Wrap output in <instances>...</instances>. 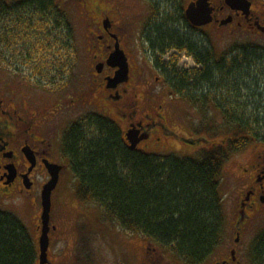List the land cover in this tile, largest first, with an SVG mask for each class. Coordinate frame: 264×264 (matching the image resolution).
<instances>
[{
    "label": "trees",
    "instance_id": "16d2710c",
    "mask_svg": "<svg viewBox=\"0 0 264 264\" xmlns=\"http://www.w3.org/2000/svg\"><path fill=\"white\" fill-rule=\"evenodd\" d=\"M60 2L19 0L5 18L20 20L21 36L14 39L28 45L22 62L35 63L28 70L31 76L44 69L59 74L69 67L70 54L60 56H67L64 64L57 61V54L51 53L56 59L42 57L50 48L60 52L72 48V25ZM158 32L164 44L168 39L181 41L178 33L166 27ZM199 43L191 50L199 67L178 71L173 61L171 80L177 93L196 105L204 118L210 116L211 103L232 116L227 123L214 117L197 124L201 140L205 134L227 133L237 140L204 149L197 158L148 154L125 144L117 122L90 112L70 124L63 143L78 201L95 203L123 229L145 235L190 264L204 263L222 241L225 164L251 143L264 144V94H255V85L264 83V51L234 45L219 57L216 50ZM242 134H254L257 139ZM252 251L253 263L264 264V231ZM38 255L39 248L24 222L0 209V264H36Z\"/></svg>",
    "mask_w": 264,
    "mask_h": 264
},
{
    "label": "flooded vegetation",
    "instance_id": "af4514ba",
    "mask_svg": "<svg viewBox=\"0 0 264 264\" xmlns=\"http://www.w3.org/2000/svg\"><path fill=\"white\" fill-rule=\"evenodd\" d=\"M198 1H79L80 15L88 21L87 32L92 40L88 51L93 60L91 69L95 77L92 80L94 95L90 94L89 100H86V96L71 99L66 105H61L57 112L45 114L47 108L41 107L38 110V105L37 108L30 106L24 91L19 88L18 82L21 81L16 80L21 76V70L15 63L19 52L11 48L15 43V36L17 40L21 36V23L20 20L5 18L19 0H0V67H5L0 69V202L26 194L36 203L41 198L43 186L51 180L48 168L50 165L62 167L56 189L64 173L70 170V161L63 149L65 132L69 126L64 130L54 126L63 107L88 103L110 116H116L126 124V131L123 130L125 144L130 146L127 131L135 130L139 137L144 138L135 149L146 152L151 144L156 147L162 145V134L163 137L171 134L161 112L164 110V101H168L169 96L159 98L156 108L141 114L140 106L144 95L140 88L144 89L143 93L151 92L154 77L161 85V91L155 95L168 93L170 97H174V101L181 100V95L175 93L177 85L171 80L172 62L176 61L178 67V60L184 55L194 60L199 67L194 51H191L199 43V33V44L206 49L215 50V42L218 41L221 44L250 46L264 51V0H207L212 21L206 26L196 27L188 19L186 11ZM165 27L178 33L181 41L172 42L168 39L167 43H162L158 30ZM117 50L125 56L128 66V74L120 82L116 80L120 66L117 62L109 64V58ZM11 70L13 79L8 74ZM18 98L22 99L20 103ZM150 107L154 105L149 102L147 109ZM209 107L210 116L204 118L198 107L192 105L193 113L197 116V120L193 122L199 124L216 117L220 122L227 123L229 119H233L224 108H214L212 103ZM241 137L257 139L254 134H242ZM237 138L227 133L223 135V145L228 146L231 140ZM142 144L144 148H140ZM260 144H250L256 148L251 154L250 151H241L239 154L248 156L250 160L247 167L243 166L241 177L243 189L236 213L238 231L243 230L253 216L264 210V146ZM241 215L243 219L239 221ZM52 219L53 215L50 238L57 228L52 224ZM37 228L42 231L41 217ZM238 234L237 242L240 240V233ZM155 259L153 264H157L160 256L157 254ZM216 264H238V260L225 258Z\"/></svg>",
    "mask_w": 264,
    "mask_h": 264
},
{
    "label": "rangeland",
    "instance_id": "374dc122",
    "mask_svg": "<svg viewBox=\"0 0 264 264\" xmlns=\"http://www.w3.org/2000/svg\"><path fill=\"white\" fill-rule=\"evenodd\" d=\"M60 1L72 25L70 43V48L71 46L72 48L65 49L62 52L50 48L47 56L42 55V57L56 59L51 56V53L57 54L59 56L57 61L64 64L67 56H60L70 54L69 67L65 66L64 71L59 74L50 73L44 69L45 71L38 73L33 72L31 76L28 70L32 69L35 63L26 62L24 64L22 62L23 52H27L26 47L28 45H21L22 43L19 41L13 43L11 48L19 52L15 61L18 64L17 67L21 70L20 78H16L17 81H21L18 82L19 88L24 91V96L29 100L30 106L37 108L36 105H38V110L41 107L47 108L45 114L53 113V111L57 112L61 105H66L71 99L86 96V100H89L90 94L94 95L93 91L95 90L92 84V80L95 78L91 69L93 60L88 51L92 40H90L87 32L88 21L80 15L79 1L81 0ZM62 37H59V39ZM200 38L201 34L199 33V42ZM66 39L68 38L66 37ZM232 46L229 43L221 44L216 41L214 48L218 54H223ZM177 68L191 70L198 67L194 60L183 55L178 60ZM48 69H52V67L50 66ZM8 74L13 79V71L11 70ZM251 76L254 77L252 74ZM262 77H258L257 80ZM151 84L154 85L151 92L143 93L144 89L140 88L141 94L144 95V103L142 102L140 106L141 114L151 112L159 104V98H168L169 96V100L164 101V110L161 112L165 116V122L171 134L164 137L162 134V145L156 147L151 144L146 153L160 156L175 155L182 158H197L204 149L223 144V136L221 135L205 134L202 135L203 137L201 136L203 138L201 140L200 135L197 134L198 125L193 122L197 120V116L193 113L192 105L183 98L176 102L174 97H170L168 93L155 95L161 91V85L154 80V77H152ZM248 93L251 94L250 91ZM256 93L264 94V83L258 87L255 85ZM17 100L19 103L22 101L20 98ZM149 102L154 107L147 109ZM66 108L67 106L60 110L58 118L54 122V126L58 127L59 130L66 129L73 121L90 112H98L113 119L126 131L124 121H119L116 116H110L98 108L89 106L88 103ZM190 140L194 141L195 144L190 143ZM260 145L264 146L262 143ZM140 148H144V144ZM254 149L256 148L250 145L242 149V152L250 151L251 154ZM240 153L233 154L230 157L225 164L221 178L223 214L225 217V230L222 241L209 259L202 264H216L222 259H231L233 250L236 251L238 264H254L252 247L255 240L264 231V210L253 216L243 230L238 231L236 229L238 200L243 189V180H241L243 166L247 167V162L250 160L248 156H239ZM63 176L58 188L52 195V224L56 225L57 228L50 238L48 264H153V261H156L157 254L160 256L157 264H190L145 235L123 229L118 222L106 217L103 210L95 203L78 201L74 197L76 179L73 173L69 170ZM246 182L248 183L249 180ZM40 199L39 197V200L35 203L32 197L25 194V196H14L9 200L0 202V209L14 213L24 222L38 248L42 234V231L37 228L40 225L42 213ZM238 233H240L239 242L236 240ZM36 264H39V261Z\"/></svg>",
    "mask_w": 264,
    "mask_h": 264
},
{
    "label": "water",
    "instance_id": "95a60500",
    "mask_svg": "<svg viewBox=\"0 0 264 264\" xmlns=\"http://www.w3.org/2000/svg\"><path fill=\"white\" fill-rule=\"evenodd\" d=\"M187 17L190 22L196 27H202L208 25L211 21V10L207 4V0H199L197 4H191L187 9ZM117 62L120 66V70L117 73L116 80L118 82L122 81L126 78L128 74V66L125 56L121 53L120 50L109 58V64H114ZM127 139L131 144V149H135L138 143L144 139L143 137L138 136V132L135 130H129L127 132ZM192 144H195L194 141H189ZM49 172L51 175V180L47 182L42 189L41 194V205H42V234L40 236L39 241V262L40 264H48V250L50 246V230H51V212H52V193L56 189L59 175H60V168L55 167V165H50ZM27 187H30L27 184ZM232 258L233 261H236V251H232Z\"/></svg>",
    "mask_w": 264,
    "mask_h": 264
}]
</instances>
